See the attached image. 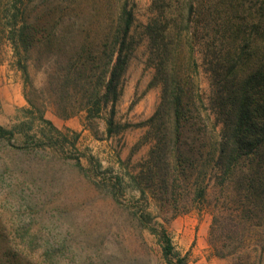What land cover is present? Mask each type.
<instances>
[{
  "label": "trees",
  "instance_id": "trees-1",
  "mask_svg": "<svg viewBox=\"0 0 264 264\" xmlns=\"http://www.w3.org/2000/svg\"><path fill=\"white\" fill-rule=\"evenodd\" d=\"M186 5L189 28L194 0H176L175 4L156 0L158 18L145 26L152 53L160 63L156 76L162 83L160 101L150 121L166 130L162 143L156 145L158 149L160 143L165 152H151L148 172L161 194L169 188L178 191L172 193L179 200L175 214L196 209L210 215L207 242L213 255L230 264H264V54L250 46L239 54L236 51L234 59L216 56L210 67L213 85L207 106L192 74L197 66L193 44L187 42V31L173 28L178 18L183 22L175 13ZM36 7V0H0V62L2 48L9 46L12 64L25 82L28 103L24 119L9 129L0 125V264H79L76 238L65 221L66 209L40 210L46 202L42 177L53 188L55 175L66 166L94 183L103 197H110L113 214H124L127 222L148 230L165 264H186V254L174 248L165 225L149 210L139 174L125 173L140 195L121 203L124 186L119 174L94 180L81 166L78 152H37L62 147L68 140L67 134L44 116L40 93L45 92L51 103L57 101L54 111L61 117L83 111L88 120L98 118L109 101L113 112L131 49L128 32L133 13L127 0L119 8L121 37L108 79L101 90L93 83L91 89L80 92L77 106L66 102L75 96L62 90L61 84L58 90L48 87L44 91L29 82V53L41 38H36L39 30L42 35L46 31L45 20L39 25L34 17ZM81 75L78 69L68 68L58 79L61 76V81L68 82ZM36 123L40 128L34 130ZM106 123L111 127L112 118ZM184 132L187 142L181 141ZM41 212V218L35 216Z\"/></svg>",
  "mask_w": 264,
  "mask_h": 264
},
{
  "label": "rangeland",
  "instance_id": "rangeland-1",
  "mask_svg": "<svg viewBox=\"0 0 264 264\" xmlns=\"http://www.w3.org/2000/svg\"><path fill=\"white\" fill-rule=\"evenodd\" d=\"M36 1L34 17L39 25L45 20L46 31L42 35L39 30L36 38H41L29 53V82L35 89L44 91L48 87L58 90L61 84L62 90L68 89L75 96L66 102L77 106L80 92L91 89L93 83L101 90L108 79V69L114 62L121 37L119 8L123 0ZM175 1L167 0V4ZM194 4L190 27L187 21L190 10L186 5L175 13L180 14L183 22L179 23L178 18L173 28L187 31V42L193 44L192 56L197 63L192 74L196 75L204 102L209 106L213 85L210 67L216 56L234 59L250 46L257 54H264V0H194ZM155 5L156 0H127V7L133 13L128 32L131 49L119 79L120 91L112 113L109 101L98 118L88 120L83 111L61 117L54 111L57 101L51 103L45 92L39 94L45 106L44 116L67 134L68 140L62 147H47L37 152H78L81 166L94 180L119 174L124 186L119 195L121 203L140 195L125 173L139 174L150 203L149 210L155 220L165 225L174 248L181 255L186 254V264H230L227 259L213 255L207 242L210 215L196 209L175 214L179 200L172 193L178 191L169 188L166 194H161L148 172L151 152H165L160 150V143L166 132L163 125L150 121L158 107L162 86L160 76H156L160 63L152 53L150 38L145 32V26L158 18L159 9ZM233 46H238L237 50ZM2 57L0 125L9 129L25 118L28 103L25 82L12 64L9 46L2 48ZM68 68L78 69L82 75L68 82L61 81V76L58 79ZM107 118H112L111 127L106 123ZM38 128L36 123L34 130ZM185 136L186 132L181 141H188ZM157 141H160L158 149ZM55 177L53 188L42 177L46 202L40 210L66 209L65 221L76 238L79 264H165L154 236L127 222L124 214H113L110 197H103L94 183L71 166L58 171ZM159 205H162L160 210ZM43 213L35 216L41 218Z\"/></svg>",
  "mask_w": 264,
  "mask_h": 264
}]
</instances>
